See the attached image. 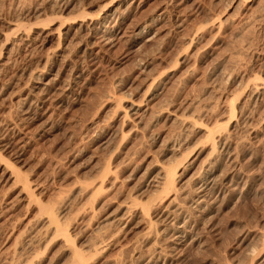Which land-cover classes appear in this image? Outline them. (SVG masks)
Masks as SVG:
<instances>
[{
	"label": "rangeland",
	"instance_id": "1",
	"mask_svg": "<svg viewBox=\"0 0 264 264\" xmlns=\"http://www.w3.org/2000/svg\"><path fill=\"white\" fill-rule=\"evenodd\" d=\"M112 1L65 0L72 5L60 14L65 4L53 0H0V126L6 136L0 144V264L21 257L25 264H69L62 237L45 236L40 205L63 209L60 223L88 264H150L158 250V264H251L264 249V97H257L264 86V0H130L116 12L122 22L115 14L94 35V42L104 44V24L120 23L112 46L78 49L81 34L73 22L97 18ZM12 22L31 29L35 41L17 40ZM62 26L74 27L67 62L55 57ZM145 26L148 34L137 40V29ZM48 57L54 72L47 80L59 75L67 91L43 93L49 98L45 106L34 103L22 112L19 96L34 87L23 73L43 67ZM120 104L123 110L143 106L141 123H123ZM231 104L234 125L217 133L229 140V151L218 145L213 151L206 138L175 120L191 116L210 127L226 125ZM7 121L16 127H3ZM175 142L182 145L179 155L168 152ZM193 151L197 163L177 184L189 206L188 239L172 242V216L159 220L158 235L157 227L148 233L138 217L120 231L114 222L134 198H156L148 186L160 165L181 162L186 168ZM108 161L114 171L104 176ZM206 161L216 162L213 185L196 170ZM12 165L36 202H29L14 178H2ZM98 242L104 250L95 253Z\"/></svg>",
	"mask_w": 264,
	"mask_h": 264
},
{
	"label": "bare ground",
	"instance_id": "2",
	"mask_svg": "<svg viewBox=\"0 0 264 264\" xmlns=\"http://www.w3.org/2000/svg\"><path fill=\"white\" fill-rule=\"evenodd\" d=\"M61 1L63 2L65 0H53V2L55 3V6H57L59 3H62ZM128 1L130 2V0H113L112 1L113 4H111V6H106L101 11L100 16L102 15L101 16L102 18H100V16H98L97 18L75 20L73 22V26H75L78 29L79 34H81V36L76 37V38H78V45H77L79 47L78 49H81L84 46V44L86 46V50L87 51L91 50L94 47L104 49L105 47L112 46L113 43H114V40H115L114 37L120 35V33L118 32L119 30L118 31L116 30L118 24H120V23L114 24L111 28L110 27L106 28V26L104 24L103 27H105V28L103 29V32H102V33H104V35L102 34L103 35L102 39H104L103 40L104 44H102V42H100V43L99 42H94V40H96L94 35H96V36L98 35V33H96L97 29L100 30V28L98 26H102V23H105L107 20L112 21L114 19L115 14H117L118 11H119L118 8L121 7L122 4H124V3L128 2ZM133 2H136V0H134ZM66 3H62L63 5L65 4V7L64 6L60 7L59 8L60 10H59L58 13H60V14L65 13L67 11L69 5H72V4H69V3H71L70 1H69V3L68 2H66ZM115 5H117L116 10H114L112 8V6H115ZM116 16H118L119 22H122L121 20L123 18V15L121 13H119ZM118 18H116V19H118ZM154 21H157V20L155 19ZM149 23H152V22H149ZM8 26L12 27V28H16L17 40L24 41L25 43L26 42H34L35 41L34 35H33V31L31 29L30 30H21V25L17 24V23H13V22L9 23ZM73 26H72V28H66V26H62V28H61L62 30H61L60 35H59V45H60L61 48L59 49V51L57 50L58 52H55V53H57L55 55V57L63 58V59H65V62H67L66 60L68 58V55H67L68 47L70 46V41H71V40H69V37L71 35V30L74 28ZM76 30H75V32H76ZM76 33L78 34V32H76ZM147 34H148V26H145L143 28L137 29V31H136L137 40L142 39ZM82 35H84V36H82ZM73 50H75V49H73ZM84 52H85V50H84ZM69 59H70V57H69ZM52 61H54V59H52ZM48 62H50V58L49 57L46 58L45 64L43 65V67L41 66V68H37L35 71H31V70L27 69L23 73L24 76H25L24 79L27 80L26 81L27 85H28V82L30 84V81H32L33 82L32 84L34 85V87L31 88V90H30V92H28V94H26V95L22 94L21 96H19L18 103L20 105V110L22 112L24 110H26V108L29 111V108L32 105H34V103H38L41 106H45L46 103L48 102L47 100L49 99L48 98L46 100L45 99L46 97L42 96L45 93H48V94H45V96L46 95L49 96L50 94H53V97H56V96H60V94L62 95L63 91H67V89L65 90V88H64V90H63V87H61L63 82H60V79H57L58 77H60L59 75H56L57 78H55V80L53 82H51V80L50 81L47 80L48 76L53 75V72H54L53 64L50 65V67H49L48 66L49 65ZM1 65L3 66L4 63H2ZM2 66H1V68H2ZM3 67H5V66H3ZM2 70L3 69H1V71ZM58 74H60V73H58ZM76 74H77L78 77H80L82 75V71H76ZM256 81H260V80L259 79H255V82ZM26 83H25V85H26ZM52 83H54V84H52ZM258 83L259 82H256V84H258ZM260 83H262V82H260ZM52 85H54V86H52ZM26 87H24V88H26ZM55 93L58 94V95L55 96ZM259 96H263L264 97V86H263L261 92L258 93L257 97H259ZM57 99L59 100V98H57ZM16 103L17 102H15L14 104L16 105ZM18 103H17V108H19L18 107ZM119 106H120V109H122L121 104ZM142 107L143 106H139V105H136V104H131L128 109H126V110L122 109L123 111L120 112V114H119L120 116L119 117L123 120L122 121L123 123H126V122H129V123L130 122L131 123H133V122L134 123H141V120L138 117L140 115ZM229 108H230V119H229V122L226 125L215 124V126H214V124H213L214 127L213 126L210 127V124H208V123L199 122L200 118L199 119H195V117H191V116H189L187 118L186 117L180 118V117L176 116V118L175 117L174 118H175V120L178 123H180L184 127V129L186 128L185 130L188 131L189 133L194 134V136L195 135H199V136L201 135L202 137L206 138V140H207L206 142H208V144H210V143L212 144L213 151L216 150L217 145H218L219 146L218 148L219 149L221 148V151L224 152V151H229V149H230L229 146L230 145H227V143H226L227 139L223 135H220V134H217V133L221 132V130H223V129L227 130V128L229 126L234 125V122H233L234 120L233 119L235 118V111H236L235 104H231V107H229ZM136 118H138V119H136ZM11 121L10 122L7 121L4 124L3 127L7 128L8 130L14 129V127H16V124L11 122ZM1 126H0V144H4L6 136H5V138L2 136V134H1L2 133L1 132L2 131ZM136 126H138V125H136ZM176 144L177 143L175 142L168 149V152L170 154H172V155H177L178 153L181 154V152H182V145L181 144L176 145ZM193 152L194 153H192V155L187 158L188 159L187 163H189V165L186 168H184V166L181 164V162L177 163L176 166H173V165L167 166L166 164H164V165L162 164L163 166L160 165L161 167H160L159 170L157 169L158 172L156 173V176L154 177L155 179H153L151 181V183L149 184V186H148L149 190L150 189L153 190V193L155 194L153 196L156 197V198L152 197L153 199H150V201H148L146 203H143L142 200L139 201L138 198H136V199L134 198V200L132 201L133 204L131 205L132 207L131 206L128 207L126 212H125V214H123L122 218L120 217L119 219L115 220V222H114L116 224V227H118V229L120 231H123V229L128 227V224L130 223L132 218L138 217L141 221L147 222L146 227H147L148 233H150V231H152L154 228L156 229V227H157L156 232H157V235H158L159 231L161 229L160 227H159L160 229L158 228L159 220L164 218V217H166V216L167 217L168 216H170V217L172 216L173 219H174L173 222H172L173 226H174L173 235H172L173 236L172 242H175V243H178L179 245H181V244H183L184 241H186L188 239V237H189V235L191 233L189 231L190 222L188 221L187 216H186V214H187V212L189 210V206H188L187 202H185V201L181 202L182 194L180 193V189L177 188V184L182 181V180H179V178L181 176H183V174L186 173L185 171L187 169L191 168V167L193 168L196 165L199 155L196 154L195 151H193ZM1 155L2 154H0V168L4 165L2 163L3 158H2ZM212 157H213V154H212ZM215 159H216V157H215ZM108 162H106V163H108ZM206 162H203L200 165H198V167H196V170H197V168H199L200 171L202 172V174H204L205 178L209 179V181H211V184L213 185V183L216 182V172L217 171H216V167L214 165L217 162V160H216L215 163L214 162H208V161H206ZM10 167H11V169H8V168L5 167V172L2 173V176H3L2 178H4V179L8 178V180L14 178L16 183H18V184L21 183L20 185H21V187L23 186V192L26 194L27 199L29 200V202H34L35 201L34 200V195H33L32 189H31L29 183L27 182V180L23 179V176H22L21 172L19 170L15 169L13 165L10 166ZM104 168H105L104 171L102 170L103 171L102 175L107 176V175L111 174L113 169H111V163L110 162ZM9 171L10 172L12 171L11 175L8 174V173H10ZM200 171H199V173H200ZM8 175H9V177H8ZM204 176L200 180H202L204 178ZM103 185H104V182L100 183V188H102ZM210 187H211V185H210ZM196 197L198 198L197 206L201 207V204L203 202V200H202L203 196L201 195V193H198V196H196ZM155 201H157V203H156L157 210L153 211L152 206L155 204L154 203ZM139 206H140V209L137 208ZM135 208L139 209V211L137 209H135ZM161 209H163V210H161ZM40 210L42 212L41 215L46 214V216L44 215L45 216L44 217L45 218L44 221H45V226H46V228H45V236L46 235L49 236V235L53 234V235H55L56 238L62 237V239L64 241L65 248L70 253V257H71L70 259L71 260H70L69 264H88V257L86 255L85 251L76 244V241L72 238L68 228L62 226V224L60 223L58 215H60V213L63 211V209L57 210L58 212H56L51 207L40 205ZM155 217L156 218L158 217V219L154 220ZM42 220H43V218H42ZM163 222H164V220H163ZM163 225H164V223H163ZM165 232L163 230L162 233L165 234ZM42 234H43V232H42ZM158 238H160V237H158ZM55 240H57V239H55ZM52 241H53V239L50 242H52ZM94 247H95V249H94L95 253H98V252H101L102 250H104L103 242L96 243V246H94ZM17 249L15 251L16 255H17V252H19V251H17ZM18 250H20V249H18ZM161 255L162 254L158 250L157 257L154 260H152L151 263L150 262H148V263H150V264H158L160 262V259L162 258ZM15 257H17V256H15ZM33 258H31V260ZM25 262H26L25 259L23 260L22 257H21V258L17 259L16 261L13 259V261H11L10 263L7 262V264H25ZM251 264H264V249L259 253L258 256L257 255L253 256V258L251 259Z\"/></svg>",
	"mask_w": 264,
	"mask_h": 264
}]
</instances>
